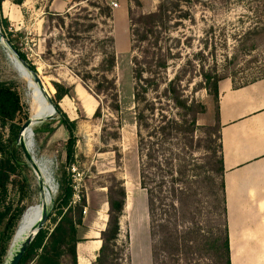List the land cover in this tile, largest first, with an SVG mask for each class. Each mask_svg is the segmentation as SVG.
I'll use <instances>...</instances> for the list:
<instances>
[{
  "label": "rangeland",
  "instance_id": "1",
  "mask_svg": "<svg viewBox=\"0 0 264 264\" xmlns=\"http://www.w3.org/2000/svg\"><path fill=\"white\" fill-rule=\"evenodd\" d=\"M14 1L16 0L0 1V15L6 21V26L0 31L15 49L27 57V62L37 71L42 82L47 81L53 90V83L72 89L69 97L57 102L69 121H75V162L68 171L73 190L71 204L75 201V205H79L84 200L85 206L81 210L84 218L90 210L99 208L106 202L108 188L123 183L125 202L122 216L118 220L119 237L107 251V264H225L223 237H210L211 233H220L222 236L223 230L221 193L217 183L214 182V187L207 189L211 191V196L207 195L205 198L203 195L206 189L203 171L210 165L217 167L219 135L216 101L201 74L221 80L230 79L233 86L264 78V0H190L187 5L181 6V12L171 16L167 29L161 33L164 40L160 45L171 49L167 75L172 78L180 66L192 70L191 74L187 73L181 80L184 97L195 103L192 105L193 116L186 118L188 121L194 120V126L190 132L182 134L185 140H181V135L178 141L167 140L162 149H166L163 155L170 165L168 169L163 165L161 167L166 172L172 170V173L179 168L185 169L184 182L189 187L191 196L186 205L172 209L169 206L170 196L165 192L164 204L160 206L155 199L149 215L145 192L139 187V155L132 104L134 55L130 47L128 21L125 27L122 20H117L116 31L111 30L115 66L109 77L112 76L115 80L120 107L119 112L115 113L108 107V101L101 103L102 96L96 99L88 93L71 71L82 69L80 64L83 57L88 63L92 62L94 66L97 64L98 53H90L87 48V34L78 33V40L70 39L73 36V29H70L73 20L65 19L63 25L55 17L48 21V11L44 13L40 7L35 9L48 0H39L37 4L27 0L31 7L27 11L21 5L15 6ZM137 1V6L128 1V8L132 9L134 16L154 11L161 0ZM90 2L96 3V0ZM79 8L87 10L81 14L82 17H94L97 13V10L87 6L86 1L75 0L69 7V15L75 17L79 14ZM48 13L61 16L66 12ZM183 15L186 18H182ZM92 32L96 34L98 30L93 29ZM187 63L190 65L186 67ZM192 76L194 77L191 78ZM0 83L11 84L20 96L23 110H28L29 98L25 85L32 87V81L1 45ZM44 89L46 90L45 86ZM36 98L37 115L41 112L44 100L39 96ZM53 100H56L55 91ZM99 106V118L93 117ZM163 109L164 115L176 121L179 120V114L183 113V110L176 109L172 103H166ZM10 133L11 124L0 122V138L3 142L11 138ZM63 135L61 130L47 138L39 135L36 139L34 135L33 146H28L42 177L52 176L55 187L53 199L58 188L57 161L59 158L63 161ZM206 147L214 153L204 159ZM153 149L156 156L158 147ZM160 152L162 153L161 150ZM160 152L156 158L158 163H162ZM173 155H178L182 160H176ZM22 159L28 171L18 169L14 175L9 176L6 192L0 201V235L4 233L12 217L22 209L26 212L22 220L24 213L13 223L3 264L10 257L11 247L20 243L28 234L18 238L25 224L31 222L32 225L40 215L38 208L34 219L28 217V208L35 204L38 206L39 189L23 153ZM152 172L151 187L157 198L158 172L156 169ZM23 176L26 180H23ZM163 180L168 190L171 177L164 174ZM206 194L209 193L206 191ZM44 201L50 206L51 199L46 190ZM83 208L86 214H82ZM46 225L48 229L53 226L48 222ZM201 230L205 233H201ZM185 233L189 235L186 237ZM60 261L62 264H70L67 256ZM28 264H36V259Z\"/></svg>",
  "mask_w": 264,
  "mask_h": 264
},
{
  "label": "trees",
  "instance_id": "2",
  "mask_svg": "<svg viewBox=\"0 0 264 264\" xmlns=\"http://www.w3.org/2000/svg\"><path fill=\"white\" fill-rule=\"evenodd\" d=\"M1 1V0H0ZM83 1V0H82ZM86 1L87 6L97 10L94 17L81 16L86 13L85 8H79L75 17L69 15L68 10L63 15H56L46 13L48 21H51L52 17H55L60 21V24H64V20H73V25L70 29H73V36L70 39L78 40V33L87 34L85 41H88L87 47L90 53H98L96 66L92 65V62L88 63L85 58H82L80 67L81 70L72 69L73 75L79 79L83 88L88 91L93 97L98 99L103 97L101 103L108 101V107L115 113L119 112V103L117 100V89L115 80L109 77V74L115 66V52H114V39L111 35L112 30V11L111 8L103 1L96 0V3ZM138 5L137 0H128ZM23 0H16L14 4L21 5ZM190 0H161L154 11L147 14H137L134 16L132 9H127L128 30L130 35V47L133 53V93L132 104L134 110V123L136 126V139L138 148L139 159V187L145 192L148 215L150 209L153 208V201L158 200L160 206L165 200V192L170 196L169 206L174 209L175 207L186 205V201L190 198V190L184 182L186 174L185 169L172 170L166 172L161 166L169 168V162L163 153L166 149H162L167 140L174 139L179 140L182 134L190 132L194 126V120H187L189 116H193V101L189 102L184 97V89L181 78L186 77L187 73L192 72L190 69H186L180 66L174 73L172 78L167 75L168 61L171 57V49L160 45L164 40L161 35L163 31L167 29L171 16L176 12H181V6L187 5ZM182 18H186L185 15ZM78 21H82L79 24ZM6 26V21L1 18L0 15V29L3 31ZM93 29H97L98 32L94 34ZM94 34V35H93ZM77 35V36H76ZM91 46V47H90ZM17 49V48H16ZM85 49V47H84ZM86 50V49H85ZM18 55L27 61V57L21 53L18 49ZM88 53V52H87ZM89 54V53H88ZM92 59V58H91ZM94 62V60L92 59ZM29 63V62H28ZM190 64L187 63L186 67ZM94 66V67H93ZM31 69L34 68L30 65ZM186 75V76H185ZM205 79V84L208 85L209 91L215 99L216 103V124L218 128V140H219V159L217 167H208L203 171V182L205 185L204 197L211 196L212 193L210 186L214 187V182L217 183L219 191L221 193V216L223 217V230L222 236L220 233L210 234V237H223L222 247L224 249L225 264H229V250L226 230V209H225V195L223 184V167L221 156V143L218 124V82L221 80L217 77H211L210 75L201 74ZM192 76L191 78H193ZM262 79V78H261ZM259 80V79H258ZM256 81V80H255ZM192 82H188V85ZM254 82V81H252ZM249 82V83H252ZM43 86L46 87L51 100H53V92L55 91V106L56 117L47 123H41L32 127L34 137L37 139L39 135H44L45 138L50 137L55 131L61 130L63 135V161L62 159L57 161L59 178L56 180L58 188L57 194L53 199L54 182L50 174L49 178H43L44 187L46 193L50 196V213L48 218V224H52V228L48 229V225L38 233L28 248L25 250L19 264H28L30 261L36 259V264H62L61 258L67 256L70 259V264H76L75 247L76 244L82 240L78 237L79 232L82 229V215L81 210L84 205V200L79 205L73 206L71 204V198L73 196V190L71 186V179L68 171L74 164L75 159V143L76 138L73 134L75 127V121H69L64 113L59 109L57 102L64 97L70 96L72 90L69 86H63L61 84L53 83L52 87L48 86L47 81L43 80ZM246 83V84H249ZM243 84L241 86H244ZM234 86V87H241ZM26 93L29 98L28 110H23L20 96L18 92L13 88L11 84L0 83V122L11 124V138L3 142L0 138V201L3 199L6 192V184L9 176L14 175L18 169L27 170L28 167L24 164L22 159V151L18 149L14 141L17 137V132L29 117L36 115L37 110V98L38 96L34 89L28 84L25 85ZM166 103H172L178 110H183L182 114H179V120L170 119L167 115H164L163 106ZM23 110V111H22ZM101 107H97L93 117L100 116ZM158 147V153L160 150L161 162H156L157 155L153 148ZM207 153L204 155L208 158L211 153L209 148H205ZM214 153V152H213ZM176 160H182L178 155H173ZM34 163L36 159L34 157ZM156 162V163H155ZM209 164V163H208ZM182 167V166H181ZM156 169L158 182L157 198L154 195L151 184L153 183L152 170ZM164 174L171 177V185L166 188L165 181L163 180ZM176 176V177H175ZM23 180L26 177L23 176ZM177 186V188L175 187ZM206 191L209 194H206ZM178 195V196H177ZM125 202V189L123 183L108 188L107 200L108 205V220L105 230L101 233V248L99 250L98 257L95 264H107L108 256L107 251L109 247L114 246L118 236V220L122 215ZM206 204H208L206 202ZM30 210L29 216L34 219L38 212L37 204L28 208ZM24 210H20L15 217H12L7 224V228L3 234L0 235V264H3V259L6 256L8 250V243L11 238L13 223L20 217ZM208 213V211H206ZM26 213V212H25ZM22 216L21 220L23 219ZM20 220V222H21ZM2 222V215H0V224ZM9 226V229H8ZM205 233L204 230L200 231ZM208 234V232H206ZM175 235V234H174ZM189 233H185L187 237ZM174 237V236H173Z\"/></svg>",
  "mask_w": 264,
  "mask_h": 264
},
{
  "label": "crops",
  "instance_id": "3",
  "mask_svg": "<svg viewBox=\"0 0 264 264\" xmlns=\"http://www.w3.org/2000/svg\"><path fill=\"white\" fill-rule=\"evenodd\" d=\"M28 1L21 4L26 11L31 10ZM38 1L32 0L36 4ZM74 1L48 0L35 9L62 14ZM103 1L108 6L118 5L111 9L112 31H116L117 20L126 27L128 1ZM217 106L229 264H264V78L241 87H234L230 79L219 81ZM107 212L104 202L82 218L76 264L96 263Z\"/></svg>",
  "mask_w": 264,
  "mask_h": 264
},
{
  "label": "water",
  "instance_id": "4",
  "mask_svg": "<svg viewBox=\"0 0 264 264\" xmlns=\"http://www.w3.org/2000/svg\"><path fill=\"white\" fill-rule=\"evenodd\" d=\"M0 45L4 48L7 55L11 56L15 63H17L18 66H20L26 73H28L32 79L36 82L38 89L47 97V101L49 102L50 109L47 111H41L39 114L29 117L21 126L20 132L17 138V141L14 143L16 147L20 148L23 156L28 164V166L33 168L34 170H37L32 155L26 146V144L23 141V137L21 136L22 133L27 129L29 130L30 134V144L33 146V131L30 129L31 126L45 123L52 121L56 115V106L54 101L50 100L48 93H46L44 86L42 85V82L40 81V78L38 76L37 71L34 69L32 70L29 63L22 59L19 55L17 50L12 46V44L4 37L3 33L0 31ZM32 171V170H31ZM38 189H39V202L41 204V215L37 219V221L32 226L30 232L25 236V238L18 244L13 245L12 252H10V257L7 259L5 264H19L22 255L24 254L25 250L28 248V246L31 244V242L34 240V238L38 235V233L45 227L46 223L48 222L49 218V205L45 203V201L42 198V182L37 181ZM52 203V201H51ZM50 203V204H51Z\"/></svg>",
  "mask_w": 264,
  "mask_h": 264
},
{
  "label": "bare ground",
  "instance_id": "5",
  "mask_svg": "<svg viewBox=\"0 0 264 264\" xmlns=\"http://www.w3.org/2000/svg\"><path fill=\"white\" fill-rule=\"evenodd\" d=\"M21 68V67H20ZM22 69V68H21ZM23 70V69H22ZM26 73V72H25ZM26 75L28 76V78L29 79H31V81H32V87H33V89H34V91L36 92V94L41 98V99H43L44 100V102H43V104H42V107H41V111H47V110H49L50 109V105H49V102L47 101V97L38 89V86H37V84H36V82L34 81V79H32V77L28 74V73H26ZM39 76V75H38ZM40 78V77H39ZM40 81L42 82V80H41V78H40ZM44 83L42 82V85H43ZM46 88V87H45ZM46 91V93H48V91H47V89L45 90ZM48 96H49V98H50V100H51V97H50V95H49V93H48ZM32 127L33 126H31L30 127V129H32ZM30 134H29V130H25L23 133H22V137H23V141H24V143L26 144V146L28 147V146H31V144H30V136H29ZM34 161V160H33ZM35 164V163H34ZM36 166V165H35ZM36 168H37V166H36ZM31 170H32V173H33V175L35 176V178H36V180L38 181V179H39V181H41L42 182V186H43V189H42V198H43V200H44V190H45V187H44V182H43V178H42V175L40 174V172L38 171V169L37 170H34L33 168H31ZM45 203H46V201H45ZM46 204H48V203H46ZM38 208H39V210H40V215H41V211H42V208H41V204H40V202H38ZM39 215V216H40ZM39 216H38V218H39ZM37 218V219H38ZM37 219H36V221H37ZM35 221V222H36ZM35 222H33V224L31 225V222H27L26 224H25V226H24V229L21 231V235H20V237H18L19 239L20 238H22V237H24L25 235H26V233H29L30 232V230H31V228H32V226L34 225V223ZM29 230V232H27ZM18 236V235H17Z\"/></svg>",
  "mask_w": 264,
  "mask_h": 264
},
{
  "label": "built area",
  "instance_id": "6",
  "mask_svg": "<svg viewBox=\"0 0 264 264\" xmlns=\"http://www.w3.org/2000/svg\"><path fill=\"white\" fill-rule=\"evenodd\" d=\"M117 6H118V5L115 4V3H110V5H109V7H110L111 9L117 8ZM72 171H74V170L72 169ZM77 200H78V202H79V199H78V198H77ZM72 204L75 205L76 202H75V201H72ZM85 212H86V210H85V208H83L82 214H85Z\"/></svg>",
  "mask_w": 264,
  "mask_h": 264
}]
</instances>
